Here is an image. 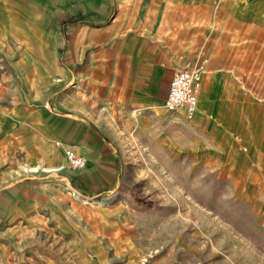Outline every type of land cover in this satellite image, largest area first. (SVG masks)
<instances>
[{
	"label": "rangeland",
	"instance_id": "obj_1",
	"mask_svg": "<svg viewBox=\"0 0 264 264\" xmlns=\"http://www.w3.org/2000/svg\"><path fill=\"white\" fill-rule=\"evenodd\" d=\"M166 1L158 15L180 51L201 19L195 10L210 5L236 67L248 60L251 79L237 96L250 94L248 138L216 129V115L125 108L116 95L89 117L71 112L95 122L115 152L113 169L89 166L80 146L47 126V64L2 27L18 10L0 7V264H264V78L258 83L253 68L264 0ZM125 2L134 15L150 12L148 0ZM187 3L195 10L179 5ZM229 123L243 132V122ZM69 151L85 165L73 168Z\"/></svg>",
	"mask_w": 264,
	"mask_h": 264
},
{
	"label": "crops",
	"instance_id": "obj_2",
	"mask_svg": "<svg viewBox=\"0 0 264 264\" xmlns=\"http://www.w3.org/2000/svg\"><path fill=\"white\" fill-rule=\"evenodd\" d=\"M148 2L150 12L141 16L134 15L125 0H54V4L49 0H0L5 11L18 10L16 21L10 19L0 26L29 40L36 60L47 64V82L40 85L54 87L47 97V126H53L50 131L62 138L61 143L80 146L89 166L97 170L105 165L113 169L115 152L99 126L92 120H81L78 114L89 117V109L111 102L116 95L125 108H164L175 71L187 65H204L196 115L208 119L216 115L215 128L225 126L237 142L246 140L244 135L250 133L246 113L249 92L243 90V101L237 100L251 79L246 70L248 60L237 68L234 44L229 40L223 47L217 10L210 5L195 10L188 9V3L179 4L187 12L201 13L182 52L178 40L163 32L158 15L168 2ZM232 19L233 14L227 11L223 24ZM253 68L259 72L255 79L262 82L264 42L253 58ZM79 90L89 99L81 98ZM73 111L78 114H71ZM231 121L243 122V132L238 125L230 126ZM110 176L114 178L115 172Z\"/></svg>",
	"mask_w": 264,
	"mask_h": 264
},
{
	"label": "built area",
	"instance_id": "obj_3",
	"mask_svg": "<svg viewBox=\"0 0 264 264\" xmlns=\"http://www.w3.org/2000/svg\"><path fill=\"white\" fill-rule=\"evenodd\" d=\"M204 71L203 63L187 65L175 71L169 87V92L164 100L163 106L170 112H177L184 107L187 117L191 118L196 114L198 98L201 88V77ZM73 168H80L85 165L82 156L69 151Z\"/></svg>",
	"mask_w": 264,
	"mask_h": 264
},
{
	"label": "bare ground",
	"instance_id": "obj_4",
	"mask_svg": "<svg viewBox=\"0 0 264 264\" xmlns=\"http://www.w3.org/2000/svg\"><path fill=\"white\" fill-rule=\"evenodd\" d=\"M198 100H199V98H198ZM198 106V105H197ZM179 109H184V107H181V108H179ZM185 110V109H184ZM197 112H198V107H197V111H196V114H197ZM80 194V193H79ZM100 203V202H99Z\"/></svg>",
	"mask_w": 264,
	"mask_h": 264
}]
</instances>
